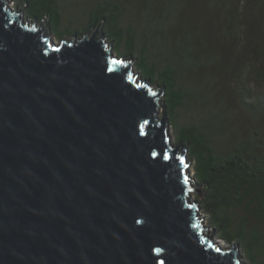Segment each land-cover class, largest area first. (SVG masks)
<instances>
[{
    "label": "water",
    "instance_id": "obj_1",
    "mask_svg": "<svg viewBox=\"0 0 264 264\" xmlns=\"http://www.w3.org/2000/svg\"><path fill=\"white\" fill-rule=\"evenodd\" d=\"M21 13L0 0V264H244L195 227L163 90L101 24L55 43Z\"/></svg>",
    "mask_w": 264,
    "mask_h": 264
},
{
    "label": "trees",
    "instance_id": "obj_2",
    "mask_svg": "<svg viewBox=\"0 0 264 264\" xmlns=\"http://www.w3.org/2000/svg\"><path fill=\"white\" fill-rule=\"evenodd\" d=\"M14 2L25 17L46 19L58 39L103 26L115 55L133 59L141 79L163 90L208 223L248 264H264V0H94L81 31L62 26L58 0ZM140 3L143 13L127 19L125 6ZM229 77L234 104L230 94L217 96ZM187 108L195 118L178 125L177 112ZM240 112L250 117L246 130Z\"/></svg>",
    "mask_w": 264,
    "mask_h": 264
},
{
    "label": "rangeland",
    "instance_id": "obj_3",
    "mask_svg": "<svg viewBox=\"0 0 264 264\" xmlns=\"http://www.w3.org/2000/svg\"><path fill=\"white\" fill-rule=\"evenodd\" d=\"M8 1H9V6L12 9L15 10V8H16L17 11L18 10H19V12L21 11L20 8H22V6H18L16 4V2H14V0L13 1L12 0H8ZM93 1L94 0H68V2H69V9H68L67 8V5L65 3V0H58L59 4H61V6H62V4L65 5V6H62L61 7L62 8V10H61V24H62V26H67V25H69V22H71V28H74L77 31H81L82 30V27H83V24H84V22L86 20L87 11H88V9L91 6V3ZM75 4H77L78 7H75ZM143 7L144 6L141 3L140 4H137V5H134L133 8H131L129 6H125L124 9H125V13H126V18L127 19L128 18H131V16L133 18V16L135 14H137V16H139L145 10V8L143 10ZM21 14H23V20L24 21H25V19L27 21H29V22H32L33 21V20L25 17L23 11H22ZM46 22H47L46 19H44L42 21L43 24H45ZM123 22H126V20L123 21ZM39 24H40V22H37V25H39ZM96 27L97 26L93 27L90 30V32L89 31L85 32V34L87 35V33L89 32L88 36H91V34L93 33V31L96 29ZM47 29H48V25L46 26V28L44 30V34H46ZM102 30H103V26L100 25V28L98 30V34H100L102 32ZM48 31H49V29H48ZM83 35L84 34L79 35V36L73 35L74 36V40H77V39L81 38V36H83ZM73 36L72 35L71 36H64L63 38L58 39V38L54 37L53 35H51L52 40L55 43H60L62 40L69 41V40H71V37H73ZM101 37L104 38L103 35ZM105 43L108 46L109 45L112 46V42L109 41L108 39H105ZM113 54L115 55L114 52H113ZM118 57H120V56H118ZM120 58H122L126 63L131 62V65L130 66L132 68V75L135 76L136 80L141 81L143 84H146V85H148L150 87L160 88V87L156 86L155 84H151L147 80H142L141 79L140 74L134 68V60L133 59L131 60L129 58H124V57H120ZM235 83L236 82L234 81V78H232V77L231 78L230 77L229 78H226L221 83V85H219V88L221 89V95L217 91L218 98L221 99V96L226 95V94H230V98L228 100L232 104H234V102L232 101V97H233L232 95H234V94H232V91L231 90L235 87ZM249 86H251V85H249ZM260 91L262 93H264V88H260ZM253 92H257V90L254 89ZM160 101H161V98H160ZM235 103H236V100H235ZM159 107L160 108L162 107L163 112H164V108H163L162 102H160V106ZM188 108L185 111H183V110L180 111L179 110L177 112V120H176V122H177L178 125H184L187 122H189L191 119L195 118V113L192 110L188 109ZM218 113H221V112L219 111ZM238 118H239L240 121L241 120L243 121V124H242L241 129L243 128V130H246L247 127L249 126V123H248L249 121L248 120H249L250 117L248 116V114L247 115H244V113L240 112V117H238ZM256 124H257L256 121H254L250 125L256 126ZM262 124H264V123L262 122ZM166 127H167V133H168L169 138L171 140V144L173 146H175V147L178 145V147H181V149H182V146L175 141L173 125L171 124V122L168 119L166 121ZM185 163L187 164V167H188L187 168V171H188V174H189V176L191 178V188H193V190H195L196 188H200L201 189V198L198 196V193L190 192L189 200L191 202H195L196 203L197 213H198L199 217L201 218V220H202V226L204 227V230H203L204 235H207L208 237H210L212 235V233H213L214 235L211 237V240L212 241H214L216 244H218L219 246H221V248H230V247H232L233 250L236 249L239 258L244 262V264H248L244 260V253L242 251V248L238 244H236V243L227 244L223 240L219 239L218 232L215 231L213 229V227L208 223V216L206 215V213L204 212V210L200 206L201 205V200H202L203 195H204L203 189H202V187L198 186L196 184L195 180L193 179L192 162H191V160L187 156L185 158Z\"/></svg>",
    "mask_w": 264,
    "mask_h": 264
},
{
    "label": "snow or ice",
    "instance_id": "obj_4",
    "mask_svg": "<svg viewBox=\"0 0 264 264\" xmlns=\"http://www.w3.org/2000/svg\"><path fill=\"white\" fill-rule=\"evenodd\" d=\"M25 27H26V25H25ZM57 51H58V49H56ZM118 61H113V63H117ZM153 95H155V93H152ZM164 158L165 159H168L169 158V156L168 155H164ZM179 160H180V163L182 164V165H184V167L186 168L187 167V165L186 164H184V160H183V157H179L178 158ZM183 181H184V184H188V176L187 175H185L184 177H183ZM192 189L191 188H189V191H191ZM192 205H190V207H191ZM195 227H199V225L197 224V225H195ZM209 247H215L211 242H209V245H208ZM157 251H160V249H157ZM215 251H217V252H219L220 251V248L219 247H215ZM161 264H163V261H161Z\"/></svg>",
    "mask_w": 264,
    "mask_h": 264
},
{
    "label": "clouds",
    "instance_id": "obj_5",
    "mask_svg": "<svg viewBox=\"0 0 264 264\" xmlns=\"http://www.w3.org/2000/svg\"><path fill=\"white\" fill-rule=\"evenodd\" d=\"M214 242V241H213Z\"/></svg>",
    "mask_w": 264,
    "mask_h": 264
}]
</instances>
